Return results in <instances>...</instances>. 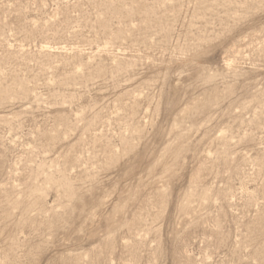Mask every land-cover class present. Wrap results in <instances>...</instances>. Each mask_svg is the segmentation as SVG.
<instances>
[{"label":"rangeland","instance_id":"rangeland-1","mask_svg":"<svg viewBox=\"0 0 264 264\" xmlns=\"http://www.w3.org/2000/svg\"><path fill=\"white\" fill-rule=\"evenodd\" d=\"M0 264H264V0H0Z\"/></svg>","mask_w":264,"mask_h":264}]
</instances>
